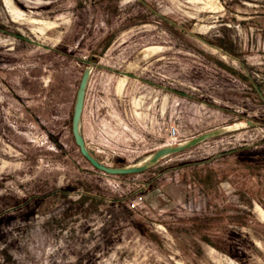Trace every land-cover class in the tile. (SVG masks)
Listing matches in <instances>:
<instances>
[{
  "label": "rangeland",
  "instance_id": "1",
  "mask_svg": "<svg viewBox=\"0 0 264 264\" xmlns=\"http://www.w3.org/2000/svg\"><path fill=\"white\" fill-rule=\"evenodd\" d=\"M261 209L264 0H0V264H264Z\"/></svg>",
  "mask_w": 264,
  "mask_h": 264
},
{
  "label": "water",
  "instance_id": "2",
  "mask_svg": "<svg viewBox=\"0 0 264 264\" xmlns=\"http://www.w3.org/2000/svg\"><path fill=\"white\" fill-rule=\"evenodd\" d=\"M92 66L86 67L84 70L81 83L78 89L77 98H76V104L74 108V114H73V122H72V131L75 138V142L78 145L81 154L98 170L103 171L105 173L109 174H126V173H133L143 170L148 163H150L153 159H155L161 152H156L148 157H146L144 160L138 162L137 164L128 165L124 167H109L99 160H97L89 151L87 148V145L85 143V139L81 132V120H82V114L84 109V101H85V94H86V88L88 84V80L90 77V74L92 72Z\"/></svg>",
  "mask_w": 264,
  "mask_h": 264
},
{
  "label": "bare ground",
  "instance_id": "3",
  "mask_svg": "<svg viewBox=\"0 0 264 264\" xmlns=\"http://www.w3.org/2000/svg\"><path fill=\"white\" fill-rule=\"evenodd\" d=\"M11 7V11L14 13V14H16V15H18V16H20V15H22V12L20 11V10H18L17 8H15L14 6H10ZM36 21V20H35ZM261 211L264 213V211L261 209Z\"/></svg>",
  "mask_w": 264,
  "mask_h": 264
}]
</instances>
